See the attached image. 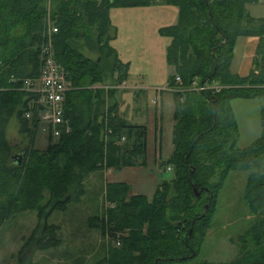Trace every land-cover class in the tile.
<instances>
[{
	"label": "trees",
	"instance_id": "1",
	"mask_svg": "<svg viewBox=\"0 0 264 264\" xmlns=\"http://www.w3.org/2000/svg\"><path fill=\"white\" fill-rule=\"evenodd\" d=\"M258 3L259 0H0V222L13 214L34 211L39 236L34 238L32 234L24 247L33 245L29 249L41 251L56 248L60 244L56 237L59 229L43 220L44 210H49L48 214L65 212L84 178L96 169L133 168L131 161L136 156L143 159L141 166L145 167L146 128L120 119L117 105L107 106L102 91L93 96L89 88L101 84L105 71L123 68L120 84L129 77L128 67L120 63L109 46L115 38L109 15L112 9L174 8L177 25L162 29L170 42L167 63L175 72L170 81L175 84L176 77L181 80L174 99V149L167 162L174 167V177L170 183H162L151 205L143 196L124 204L129 188L125 184L108 187V199L119 204L120 221L132 234L126 253H112L110 259L97 264H160L166 255L183 259L192 235L187 233L180 251L172 243H165L168 232L186 226L193 233L201 225L203 237L219 190L230 172L241 169L256 170L250 176L245 198L257 219L243 239L252 243L256 252L242 251L243 255L231 264H264V19H252L246 12L247 6ZM49 22L55 24L56 34L47 33ZM252 37L259 40L253 69L248 77L239 78L230 71L236 42ZM48 41L73 88L64 105L71 132L58 141H48L47 149L41 152L34 149V136L29 131L34 135L36 132L23 119L28 97L19 90L17 81L38 77L39 50ZM84 48L87 58L82 54ZM94 54L96 59L91 58ZM194 82L222 89L216 93L190 91ZM183 97L186 102L180 103ZM238 99L263 101L261 137L242 151L237 148L239 133L231 107ZM92 100L97 105H92ZM13 115L19 120L21 133L28 134L31 140L30 149L19 153L20 166L12 162L13 149L5 137ZM45 194L48 201L40 206ZM202 202L207 203L208 211L207 205H200ZM109 214L114 220L115 213ZM144 224L149 226L147 241L154 246L141 235ZM89 225L104 230V221L96 218ZM137 249L143 253L141 258L133 255ZM250 257L252 260L247 259Z\"/></svg>",
	"mask_w": 264,
	"mask_h": 264
},
{
	"label": "rangeland",
	"instance_id": "2",
	"mask_svg": "<svg viewBox=\"0 0 264 264\" xmlns=\"http://www.w3.org/2000/svg\"><path fill=\"white\" fill-rule=\"evenodd\" d=\"M246 8L248 16L264 19V0ZM109 15L115 36L109 42V46L116 52L120 63L128 67L132 83L138 86L119 83L122 76L120 70L122 73L125 71L120 67L119 70L105 71L101 84L90 87L89 90L93 91L92 95L96 91H102L107 106L116 104L117 116H121L128 124H137L146 128L147 153L143 165L145 167L141 166L143 159L136 156L132 157L133 168L121 171L105 167L96 169L84 178L79 191L66 206L65 212L48 214L49 210H44L43 220L46 219L49 226L59 229L56 237L60 244L56 248L41 251L35 247L29 249L33 245L24 247L32 234L34 238L39 236L36 212L25 211L7 217L0 222V264H97L103 260L107 261L115 253H126L124 251L128 250L127 242L132 233L120 221L122 213H118L119 204L112 203L108 199V187L125 184L129 188L124 204L133 197L143 196L151 205L155 192L161 191L162 183H170L174 177V167L167 165V162L174 149L172 142L175 104L173 101L175 93L180 90H177L179 85L170 81V78L175 76V72L173 67H170L172 69L170 70L167 63V49L170 42L162 35V29L177 25V10L162 9L160 6L118 8L112 9ZM55 27V24L49 22L47 33L53 31ZM80 45L84 46L82 43ZM101 47L103 49L105 45L102 43ZM82 52L85 58L89 56L85 48ZM96 57L97 54L91 56L92 59ZM236 60L237 64L243 60L240 45L237 48ZM167 84L166 93L171 95L169 102L162 101V88L166 89ZM141 85L147 89L158 88L160 92L152 90L144 92L138 88ZM159 95H161L160 99ZM96 102L92 100V105H97ZM185 102L186 98L183 97L180 103ZM262 104L263 101L258 99H238L231 103L238 127L237 148L240 151L249 148L261 137ZM29 132L31 137L34 136V149L44 152L47 149L45 137L40 133L34 135ZM27 135L21 133L19 120L13 115L5 128V137L15 156L20 155L22 150L30 149L31 140ZM123 151L126 152V148ZM255 171L241 169L229 173L219 190L215 204L212 205L210 222L205 232L203 231V237H201V225L197 226L193 233L191 228L186 226L180 231L168 232L166 239L168 242L165 243H172V247L180 251H183L180 243L184 242L188 232L191 231L193 239L191 238L186 258L166 255L160 264H231L243 255L242 251L256 252L252 243L243 242L257 219L245 198L250 176ZM202 200H205V196ZM47 201L48 194H45L40 206H44ZM201 204L207 205L203 202ZM203 208L198 211L201 212ZM154 210L157 212V208ZM110 211L114 212L117 218L115 217L114 220L110 218ZM203 214L205 215V212ZM95 218L104 221L103 231L89 225V221ZM148 227V224H144L141 229V235L146 241L150 234ZM118 240L119 246L116 244ZM147 243L151 246L155 244L150 240ZM137 250L133 255L141 258L143 253L140 249ZM160 251L162 253V247ZM125 256L126 254L122 255ZM247 259L252 260L251 257Z\"/></svg>",
	"mask_w": 264,
	"mask_h": 264
},
{
	"label": "built area",
	"instance_id": "3",
	"mask_svg": "<svg viewBox=\"0 0 264 264\" xmlns=\"http://www.w3.org/2000/svg\"><path fill=\"white\" fill-rule=\"evenodd\" d=\"M52 30L51 33H57L56 28ZM38 59V77L17 81V83L20 84L19 90L28 97L23 119L36 134H42L48 144V141H58L63 135L71 132L69 123L65 119L64 105L67 94L73 88L67 80V73L55 60L51 41L41 45ZM175 84H181L178 77L175 78ZM221 89L216 85L204 86L194 82L189 90L199 93L206 91L216 93ZM116 244L119 246L120 242Z\"/></svg>",
	"mask_w": 264,
	"mask_h": 264
},
{
	"label": "crops",
	"instance_id": "4",
	"mask_svg": "<svg viewBox=\"0 0 264 264\" xmlns=\"http://www.w3.org/2000/svg\"><path fill=\"white\" fill-rule=\"evenodd\" d=\"M249 6H253V5H249ZM251 18L255 19V20H258V19L253 18V17H251ZM258 43H259L258 38H253V37L252 38H239L237 40L236 46H235V49H234V59H233V62L231 64V68H230V71H231L232 75L237 76L239 78H246V77L249 76L250 72L253 69V61H254V58H255V55H256V49H257ZM239 45H240V53L243 54V60L240 61V63L237 64L236 63V61H237L236 60V55H237V48H238ZM170 70H172V69L170 68ZM125 83H131L133 85H137L138 86V84L132 83V81L130 80L129 77L127 79V82H125ZM167 87H168V84L166 86V89L162 88V101L164 100V101H168L169 102V100L171 99L170 98L171 95H168V93H166L168 91ZM138 88L142 89L144 92H149L151 90L160 92V89H158V88L147 89L143 85H141ZM160 97H161V95L158 96L159 99H160ZM252 100H255V99H252ZM172 101H173V99H172ZM119 104H121V103H119ZM125 106L127 107V105H125ZM130 106H132V105H130ZM173 111H174V104H173ZM119 118L124 120L121 116H119ZM129 125L141 126V125H137V124H129Z\"/></svg>",
	"mask_w": 264,
	"mask_h": 264
},
{
	"label": "water",
	"instance_id": "5",
	"mask_svg": "<svg viewBox=\"0 0 264 264\" xmlns=\"http://www.w3.org/2000/svg\"><path fill=\"white\" fill-rule=\"evenodd\" d=\"M11 159H12V162H15L18 166L21 165L22 157H21L20 155H17V156L12 155ZM194 194H195V196H196L197 198L200 197V193H198V191H197L196 188H194ZM68 199H69V197L66 198L65 200L67 201ZM208 208H209V206L207 205V206L205 207V211H207ZM190 234H191V231H190ZM25 257H26V256H25Z\"/></svg>",
	"mask_w": 264,
	"mask_h": 264
},
{
	"label": "bare ground",
	"instance_id": "6",
	"mask_svg": "<svg viewBox=\"0 0 264 264\" xmlns=\"http://www.w3.org/2000/svg\"><path fill=\"white\" fill-rule=\"evenodd\" d=\"M35 134V133H34Z\"/></svg>",
	"mask_w": 264,
	"mask_h": 264
}]
</instances>
